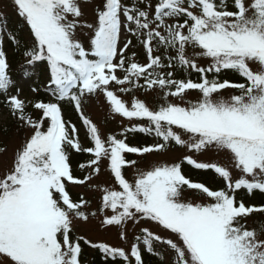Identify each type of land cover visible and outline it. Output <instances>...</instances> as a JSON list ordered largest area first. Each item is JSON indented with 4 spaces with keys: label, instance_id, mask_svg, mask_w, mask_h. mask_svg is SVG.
<instances>
[{
    "label": "snow or ice",
    "instance_id": "snow-or-ice-1",
    "mask_svg": "<svg viewBox=\"0 0 264 264\" xmlns=\"http://www.w3.org/2000/svg\"><path fill=\"white\" fill-rule=\"evenodd\" d=\"M11 2L28 40L0 13V102L25 136L10 165L0 160V264H83V246L102 264H146L145 253L160 264H264V203L250 200L264 194V0ZM6 38L25 58L20 81L40 93L42 66L51 99L22 98ZM100 96L122 118L120 131L104 132L85 113ZM135 134L155 142L130 143ZM177 147L178 160L144 166ZM210 151L224 162L194 158ZM7 152L0 146V157ZM74 154L89 158L74 166ZM104 162L111 184L93 183ZM72 187L100 193L99 207ZM93 220L125 246L77 231Z\"/></svg>",
    "mask_w": 264,
    "mask_h": 264
},
{
    "label": "rangeland",
    "instance_id": "rangeland-1",
    "mask_svg": "<svg viewBox=\"0 0 264 264\" xmlns=\"http://www.w3.org/2000/svg\"><path fill=\"white\" fill-rule=\"evenodd\" d=\"M88 11H89V17H91V10H88ZM0 13H2L4 17H7L8 22L10 20V22H9L10 28H13V25H15V23L22 22L21 19L16 15V12H15V9L13 7L11 0H0ZM23 27H24V29L28 30L26 26L23 25ZM134 43H135V41H134ZM10 45H11V43L6 38L5 39V47L9 48ZM139 50L141 53L143 52V49L141 46L139 47ZM142 61L147 62L146 56H144L142 58ZM17 69L19 70V72L17 70L18 73H14L13 78L16 79L17 81H19L20 87L23 89L22 98L26 97L28 99H33L35 94H33L30 91V85H33V81L32 80L20 81V79H19V73L21 70L20 64H18ZM14 91L15 90L13 89V92ZM224 94H225V96L229 95L228 92H225ZM136 95L142 99L145 98V96L142 92H137ZM196 96H197V93L193 92V93H191L190 98L195 99ZM124 98L130 100L131 96H125ZM146 98L148 99V101L150 103L153 102V96L152 95H148ZM85 113H87L90 116V118L95 123H97L101 127V129L106 133L113 132V131L118 132L121 130L122 118L119 116H116L115 118H113V116L109 112L108 105L105 102L103 96H100V98L98 100L93 99L91 101V103L87 104L85 106ZM7 121H8V116L5 113L4 108H0V125L5 124ZM123 126H129L128 122L123 121ZM81 132L84 135L83 128H82ZM24 136H25V134L23 135V137H19L18 135H15L14 137H12L8 143V146H7V149H8L7 155L0 157V160L5 161L10 165L11 160H12L13 149H15L16 147H18L20 145ZM82 138H83V136H82ZM153 142H155V140L153 139V137H151V143H153ZM85 143H86V141H85ZM184 151L185 150L177 147V148H174L173 150L169 151L165 155H159V154L149 155L144 160V166L146 167L149 162H163V161L173 162V161H176L184 154ZM194 158H196L202 162H212V161H216V160H220L221 162H224L223 156L218 157L215 153H213L211 151L207 152L203 155L194 154ZM104 165H106V162H104V164H102L101 175L98 178H95L93 180V183L107 182L108 184H111L112 178H111L110 174L108 173V171H106L104 169ZM128 171H129V176L131 177L132 170L129 169ZM71 189L75 190L79 193H83L85 198L92 199V210H95L99 207L100 193H98V192L92 193V192L88 191L85 187H72ZM189 198H191V196H189ZM254 221H256V219H250L248 221L249 226H253ZM76 227H77V231L80 234L86 235L88 238L93 240V242H107L112 246H125L123 244V242L119 239V236H118L116 229L113 228V229L106 230V231L100 230L98 222L96 220H93L88 224H79L78 223L76 225ZM152 229H153V231L160 233V229L158 227L153 225ZM161 234L165 235V236L168 235V233H166V232L161 233ZM129 239L131 240V236L129 237ZM88 248L91 250H96V249H93L90 247H88ZM144 259H145L146 264H152L151 260L158 259V258L145 253Z\"/></svg>",
    "mask_w": 264,
    "mask_h": 264
},
{
    "label": "trees",
    "instance_id": "trees-1",
    "mask_svg": "<svg viewBox=\"0 0 264 264\" xmlns=\"http://www.w3.org/2000/svg\"><path fill=\"white\" fill-rule=\"evenodd\" d=\"M13 26L15 29H17L18 36H20L24 40H28V30L24 29L22 22L15 23V25ZM21 28H23L22 31H20ZM137 49L138 48H136V50ZM144 56H145V53L144 52L141 53V55L138 57V60L142 62L141 59ZM9 58L11 61V71L12 72H17V64L23 63V61H25V58L22 57L18 52H14V50H12L11 52L9 51ZM38 70H39V76H40L39 78L43 79L44 77L40 75V73L42 72V66H38ZM227 75H228V78L230 79H237V77L234 76L232 73H228ZM193 78H195V74L193 75ZM33 99L48 100L46 94H43L42 92L36 94V96ZM0 108H5L4 110L7 111L8 113V121L5 124L0 125V129H3L5 127L7 128L6 132L0 131V146H5V145L8 146V143L12 137H14L15 135H18L19 137H23L25 132L24 130L17 129V124H16L15 119L10 115L8 108L2 102H0ZM39 114L40 113L38 111L33 112L34 116H38ZM65 115H66V119H70L73 123L77 124L79 128L81 127V121L78 117V114L74 111L72 107L68 106L65 108ZM150 141H151L150 137L144 136L143 134H135L134 136L130 138V143L138 144V145L144 144V143H151ZM88 158L89 157L87 155L74 154V157H73L74 166L76 165L77 162H84ZM185 168H186V172L194 179H200L202 181H208L210 183H219L218 180L214 179L213 175L210 172L195 170L191 168L190 166H185ZM76 175L82 177L84 173L77 171ZM71 191L74 196L76 193H78L75 190H71ZM250 200L252 203L257 204V205L264 203V194H260L259 192H256L250 198ZM252 219H256L257 221L259 217L254 216ZM83 248H85V250H83V264H102L101 253L97 249L91 250L87 248V246H83ZM151 262L152 264H160L159 259L151 260Z\"/></svg>",
    "mask_w": 264,
    "mask_h": 264
}]
</instances>
